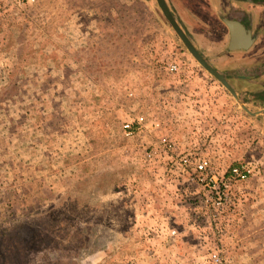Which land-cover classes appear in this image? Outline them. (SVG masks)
<instances>
[{
    "label": "rangeland",
    "instance_id": "rangeland-1",
    "mask_svg": "<svg viewBox=\"0 0 264 264\" xmlns=\"http://www.w3.org/2000/svg\"><path fill=\"white\" fill-rule=\"evenodd\" d=\"M254 7L248 51L211 54L223 33L192 35L251 111L264 109ZM138 114L163 128L126 136ZM162 136L222 176L252 173L218 210L170 155L146 156ZM0 264H264V112L197 62L156 0H0Z\"/></svg>",
    "mask_w": 264,
    "mask_h": 264
},
{
    "label": "crops",
    "instance_id": "crops-1",
    "mask_svg": "<svg viewBox=\"0 0 264 264\" xmlns=\"http://www.w3.org/2000/svg\"><path fill=\"white\" fill-rule=\"evenodd\" d=\"M179 24L195 44L196 38H208L215 33H223L207 45L212 53H240L248 49H230L231 33H254V14L256 0H166ZM233 23V27L230 26ZM192 33V34H191ZM196 47L197 44H195ZM204 53V52H202ZM205 55V54H204ZM206 56V55H205ZM207 57V56H206ZM227 57V56H226ZM208 59V58H207ZM211 61V60H210ZM243 64L239 63L238 66ZM214 66L219 69L214 63ZM231 68H236V64ZM255 78H237L240 81H253Z\"/></svg>",
    "mask_w": 264,
    "mask_h": 264
},
{
    "label": "built area",
    "instance_id": "built-area-1",
    "mask_svg": "<svg viewBox=\"0 0 264 264\" xmlns=\"http://www.w3.org/2000/svg\"><path fill=\"white\" fill-rule=\"evenodd\" d=\"M34 1V0H28ZM171 70L177 69V65H171ZM163 128V124L158 119L149 120L142 114L136 115L134 118L125 120L123 130L126 136L134 134L136 131L151 129L158 131ZM158 151H164L171 156L174 164L181 168V174L186 176L188 181L200 185L203 190L202 197L207 203L213 204L218 210L228 201V193L226 188L234 182L245 181L252 173L249 164L241 163L231 166L226 172V177L220 175L213 167L211 159L203 154V152L183 151L180 152L177 143L168 136H162L156 148L147 151L146 156L152 158ZM215 216V214L213 215ZM216 261H219L217 254H213Z\"/></svg>",
    "mask_w": 264,
    "mask_h": 264
},
{
    "label": "water",
    "instance_id": "water-1",
    "mask_svg": "<svg viewBox=\"0 0 264 264\" xmlns=\"http://www.w3.org/2000/svg\"><path fill=\"white\" fill-rule=\"evenodd\" d=\"M159 8L161 9L163 15L167 19V21L171 24L175 32L178 34L188 51L191 55L197 60V62L211 75H213L218 81H220L224 87H226L229 92L233 95L236 101L251 115H259L264 112L263 110L251 111L243 100L240 97V93L234 88L232 83L229 81L227 74L225 72L220 71L217 67H215L206 56L196 47L193 41L190 39L189 35L185 32L182 26L177 21L176 17L172 13L168 3L166 0H156ZM230 26L233 27V23H230ZM254 36L252 33H231L230 40V49H248L254 43ZM237 78H254L253 76L237 74Z\"/></svg>",
    "mask_w": 264,
    "mask_h": 264
},
{
    "label": "flooded vegetation",
    "instance_id": "flooded-vegetation-1",
    "mask_svg": "<svg viewBox=\"0 0 264 264\" xmlns=\"http://www.w3.org/2000/svg\"><path fill=\"white\" fill-rule=\"evenodd\" d=\"M259 2H263V1H259Z\"/></svg>",
    "mask_w": 264,
    "mask_h": 264
}]
</instances>
